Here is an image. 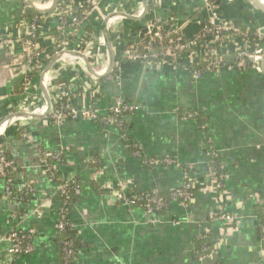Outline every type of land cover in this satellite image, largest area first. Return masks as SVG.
<instances>
[{
    "label": "crops",
    "instance_id": "1",
    "mask_svg": "<svg viewBox=\"0 0 264 264\" xmlns=\"http://www.w3.org/2000/svg\"><path fill=\"white\" fill-rule=\"evenodd\" d=\"M33 1L44 9L51 0ZM85 2L72 0V10L79 12ZM118 3L124 5L106 16L117 14L109 37L114 56L117 45L121 58L130 44L144 38L141 33L149 17L156 16L165 23L169 39L178 35L192 38L204 28L209 12L203 0H159L154 14L144 19L126 17L136 16L132 7L136 9L144 0H106L102 8ZM213 3L215 9L240 25L264 28V12L247 0ZM28 10L24 0H0V42L25 34L23 18ZM45 17L38 45L47 54L43 64L62 47L67 31L75 35L71 28L60 30L56 17ZM92 19L76 38L93 30ZM93 24L92 33L103 35V24L97 16ZM78 39L72 42L71 38L68 47H78ZM259 39L264 43V38ZM106 49L103 47V53ZM120 67L121 72L117 69L93 80L80 58L61 57L48 73L55 90L54 83L72 80V91L65 98L70 105L95 104L101 114L108 112L116 97L135 105V112L125 116L131 140L139 142L147 156L171 157L178 164L148 167L127 147L118 127L88 119L55 123L50 118H25L3 125L0 142L16 161V184L33 185L37 196L30 204L11 201L0 182V264H61L55 230L58 188L73 178L81 184V191L69 205L71 220L77 225L75 264H264V222L257 218L261 207L256 200L264 197V74L246 66L206 73L195 81L187 68L164 62L142 64L124 58ZM27 70L20 61L4 60L0 50V120L20 110L21 104L46 101L40 72L32 75L38 76L37 100L23 102L28 96L27 86L22 95L14 93L13 79L27 76ZM43 83L46 93L51 94L49 84L45 80ZM191 111L201 114L205 128L198 121L183 119L181 112ZM21 124L26 125L39 147L61 151L54 168L56 177L52 178L36 148L23 139ZM208 145L217 149L220 163L226 164L223 187L218 186ZM188 171L195 179V201L186 208L171 204L157 224L147 221L141 206L131 208L111 192L123 183L133 191L165 194L181 185ZM222 214L235 218L215 221ZM12 226L33 233L31 255L10 254ZM199 234L215 247L213 255L203 262L198 261L201 253L195 245Z\"/></svg>",
    "mask_w": 264,
    "mask_h": 264
},
{
    "label": "built area",
    "instance_id": "2",
    "mask_svg": "<svg viewBox=\"0 0 264 264\" xmlns=\"http://www.w3.org/2000/svg\"><path fill=\"white\" fill-rule=\"evenodd\" d=\"M203 1L209 10L208 19L204 28L194 37L184 38L178 35L174 39H169L165 23L159 20L156 16L149 17L145 25L147 33L144 35V38L146 36V39H141L142 41L139 40L130 44L123 51L122 58L114 72H116L117 69L121 72V60L125 58L130 61L141 62L142 64L164 62L171 67L183 66L187 68L189 74L195 81L200 80L206 73L242 69L246 66H253V68L259 73H262V61L258 62L257 58L263 57L264 55V43L256 41L255 37L258 36L260 38L261 30L263 28L253 29L248 25H240L234 19L226 17L219 10L215 9L213 0ZM158 3L159 0H157V4ZM71 5L72 0H58L56 8L53 10L57 12L58 28L60 30H70L69 28H71L75 32H78L93 18L95 14H99L103 9L102 0H86L83 8H81L78 14H72L77 11H73ZM28 9L30 8L28 7ZM154 12L152 14H154ZM44 15L46 14H42V17L40 18L35 17L30 24H28L25 18H23V21L27 26L25 34L21 38L15 40L0 42V50L7 48V56L11 60L20 61L21 63H23L21 59L22 57L16 55L14 45L15 42L21 41L25 46L24 52L27 53V57L29 58V64L23 63L28 69L26 72H29L27 74L25 87L28 86L31 73L34 70L40 72L43 65L40 64V68H33V63L38 60L37 56H39L40 53H43L42 50H37L40 48L38 46L39 44L34 45L33 41L40 32L41 27L38 22L43 19ZM256 45L259 47L258 49H256ZM61 48H65V46H62ZM81 48L91 52L89 48ZM225 56H233L234 62L225 61ZM67 57H73V59L79 58L76 56H64L62 58ZM93 59L92 63L94 61ZM194 59L195 61H193ZM88 72L90 73V71ZM118 75V78H121L122 73H119ZM90 77L93 80H97L92 74ZM64 83L65 82L57 86L58 90L56 88L57 100L47 118L52 119L55 123L82 118L107 125H114L120 130L121 137L125 141L127 147L135 156H138L146 166L156 167L160 165L170 166L178 164V161L171 157L147 156L144 152L143 146L139 142L131 140L126 127L125 116L135 112V105L126 103L121 97H116L113 100V103L109 106L106 114H101L100 109L95 104L85 107L73 106L65 100L72 91V85L69 84L68 86H65ZM27 98L29 97H26L23 102L28 101ZM18 111L22 110L20 109ZM200 115L201 114L197 111L181 112L183 119L198 121V124H200L202 128H205L206 125L201 120L202 118ZM24 126L26 125L21 124L23 139L28 142L29 146L36 148L47 169L52 172V178L56 177L54 174V168L57 161H60L61 151L45 150L39 147L28 128ZM207 148H210L211 150L210 154L213 158L212 168L219 177L218 186L223 187L225 178H227L226 164L224 162H222V164L220 163L221 161H219L218 157L220 156V153L217 149H212V146L210 145H208ZM98 162V160L95 161V164H98ZM100 170L102 169L98 168V171ZM16 172L17 164L14 157L0 142V182L3 184L4 195L11 201L24 203V198L20 195L17 196L15 192L27 193L32 197H36L37 191L31 184H25L18 187L15 181ZM115 188L113 187L111 192L114 194L117 201H120L131 208L141 206L148 216L147 221L152 224L161 222V214L164 210L169 208L171 204H179L186 208L195 201L196 197L195 179L191 176L189 171L185 172L184 182L173 188L167 196L161 195L155 190L133 191L129 189L128 185L126 186L123 183H118V186ZM80 191L81 184L78 179L74 178L72 180L63 181L58 188L60 199L58 201V217L55 222V230L58 236L61 235L67 227L72 229L77 227V225L71 220L69 205ZM256 200L261 207V214L257 216V218H260L262 222H264V197H258ZM12 216L14 220L17 218L16 213ZM234 218L235 217L232 214H222L217 215L215 221L230 222L233 221ZM9 236L11 241V247L9 249L10 254L13 256H28L32 254L34 251V245L33 233L31 231L12 226ZM201 236H204V234L198 235V237ZM61 244L63 246L64 263L75 264L78 256V248L75 240L71 237L62 240ZM214 249L215 247L213 246L204 247L198 261L203 262L205 259L211 257L214 253Z\"/></svg>",
    "mask_w": 264,
    "mask_h": 264
},
{
    "label": "water",
    "instance_id": "3",
    "mask_svg": "<svg viewBox=\"0 0 264 264\" xmlns=\"http://www.w3.org/2000/svg\"><path fill=\"white\" fill-rule=\"evenodd\" d=\"M105 1L106 0H102V3H104ZM223 1L227 2V0H223ZM247 1L250 2L256 9L264 12L263 4L255 0H247ZM24 2L30 9H34L38 11L40 14H47L56 8L58 0H51L49 6L44 9L37 7L33 0H24ZM123 5H124L123 3H118V4H113L111 6H107L106 8H103L99 14H95V16H97V18L101 21V23L104 26H107L110 28V30H113V26L106 19V14L111 12L112 10L122 7ZM156 5H157V0H151V4L149 6H145L144 4L138 3L137 8L135 9L132 7V9L135 10L136 17L144 19V18L149 17L154 12ZM128 6L131 7L133 5L129 4ZM146 33H147V28L144 27L141 33V37L143 38ZM260 36L262 39L264 38V28L261 30ZM115 48H116V56L114 58V61L103 73L97 72L95 68H93L92 66V59L96 55V53H93V52L91 53L81 47H76V48L65 47V48H61L53 52L49 56V58L46 60L45 64L42 65V68L40 69L41 81L45 80L49 84L51 92H52V100H51L48 110L43 113H39L35 111H17L15 113H12V114H9L3 117L0 120V136L2 135V131L4 130L3 125L8 120H13V119L17 120L26 115L32 116L36 120H43L49 116V113L51 112V110L53 109L56 103L57 93H56V90L54 89V86L52 84L48 71H49L50 65L53 63V61L56 58L64 57V56L86 57L89 61L88 63H89L90 73L92 74L93 77L100 79V78H104L112 74L115 71L116 67L118 66V63L121 59V53L117 45L115 46ZM261 70H262V73L264 74V55H263V60L261 62Z\"/></svg>",
    "mask_w": 264,
    "mask_h": 264
},
{
    "label": "trees",
    "instance_id": "4",
    "mask_svg": "<svg viewBox=\"0 0 264 264\" xmlns=\"http://www.w3.org/2000/svg\"><path fill=\"white\" fill-rule=\"evenodd\" d=\"M35 17H42V14H40L38 11L34 10V9H31V10H28L25 12L24 14V18L26 20V22L28 24H30L33 19ZM39 26L42 25V19L39 20ZM24 38H27V37H24ZM146 39V36L144 39L142 40H145ZM141 40V41H142ZM255 40L256 41H260L259 37L256 36L255 37ZM41 42V37H40V32L38 33L37 37L34 39L33 41V44L36 45V44H40ZM14 48H15V53L17 56H21L22 58V62L24 64H29V58L27 57V53L24 52V48L25 46L22 44L21 41H18V42H15V45H14ZM38 51L42 50L41 48L37 49ZM7 48L6 49H1V53L3 55V59L5 60L6 58L10 59L8 56H7ZM224 60L225 61H228V62H234V57L233 56H225L224 57ZM37 73L36 70H34L30 76L32 75H35ZM26 80H27V76L26 75H19L18 77L14 78L13 79V87H14V93L16 94H20L22 95L24 92H25V83H26ZM15 194L17 196H22L24 198V203L25 204H30L32 202V200L34 199V197H32L30 194H27V193H18V192H15ZM169 194L168 193H165V194H161V195H164V196H167ZM76 233H75V230L70 228V227H67L65 229V231L63 233H61V235L58 236V243H59V249H60V257H61V264H65L64 261H63V246L61 244V241L64 240V239H68V238H73L76 242V245L78 247V241H77V238L75 237ZM195 245H196V250L199 252V253H202L203 252V249L204 247H212V244L208 241V238H206L205 236H201V237H198L197 236V240H195ZM217 264H222V263H217Z\"/></svg>",
    "mask_w": 264,
    "mask_h": 264
},
{
    "label": "bare ground",
    "instance_id": "5",
    "mask_svg": "<svg viewBox=\"0 0 264 264\" xmlns=\"http://www.w3.org/2000/svg\"><path fill=\"white\" fill-rule=\"evenodd\" d=\"M255 1H257V2H259V3L264 5V0H255ZM148 3H149V0H144V5L145 6H148L149 5ZM41 6H43V5H41ZM115 15H117V14H111V15L106 16L107 21L112 26H114V24L117 21V19L113 20ZM126 17L133 18V19L136 18L137 19L136 16H131V15L130 16L127 15ZM102 29H103V35H101L99 37L96 36L95 39L93 40V42H91L92 46L90 48L91 52L97 53L96 56L93 59L94 61L92 63V66H93V68H95L100 73L104 72L112 64V62L114 61V58H115V56L113 54V51H112L111 43H110V37H109L110 28L103 25ZM106 46H107L108 50L106 49L105 52L103 53V51H104L103 47H106ZM59 58H61V57H59ZM59 58H56L53 61V63L55 61H57ZM79 58L83 61V63L86 64V66L89 69V63H88L89 61H88V59L86 57H79ZM257 60H258V62L262 61L263 57H259V58H257ZM52 64L50 65L49 70L52 67ZM54 84H55V86H56V88L58 90L57 86H59L60 83H54ZM40 86H41V88L43 90V94L46 97V101L42 100L41 104H35V103H33V104L32 103H30V104H21L20 109L22 111L23 110H31V111H36V112L42 113V112H45L48 109V106L50 105L51 100H52V92H51V94L49 92V95L46 93V87H45V84L43 83V80L41 81ZM25 118L33 119L32 116L26 115V116L21 117L18 120L23 121V120H25ZM13 121H14V119L6 121L4 123V126H6V124H8L10 122H13ZM4 126H3V128H4Z\"/></svg>",
    "mask_w": 264,
    "mask_h": 264
},
{
    "label": "rangeland",
    "instance_id": "6",
    "mask_svg": "<svg viewBox=\"0 0 264 264\" xmlns=\"http://www.w3.org/2000/svg\"><path fill=\"white\" fill-rule=\"evenodd\" d=\"M72 14H78V12H73ZM46 17L45 18H47V17H50V16H52V17H56V18H58L57 17V12L56 11H53L52 13H49V14H46L45 15ZM95 16V15H94ZM94 16H93V19H94ZM93 19H92V21H91V26L93 27V30H91V32H88V34H85V36L83 37V38H81V39H78V38H76V36L79 34L77 31L75 32V35L73 36L72 35V33H70L69 31H67V36H66V39L64 40V44L62 45V46H68V45H70L69 43H70V40H71V38H72V42L73 41H75V39H78V41L77 42H79V44H78V47H84V48H91V42H93V40L95 39V37L97 36V37H99V36H101L102 34H99L97 31H95V33L93 34L92 32L94 31V24H93ZM93 36V37H92ZM75 38V39H74ZM96 43V42H95ZM257 46V45H256ZM259 47L257 46V48L256 49H258ZM47 56V54L46 53H40V55L39 56H37V59L38 60H36V62H34L33 63V68H40V64L42 65L43 64V62H44V57H46ZM75 62H76V60H74ZM74 62V63H75ZM77 63V62H76ZM37 66V67H36ZM73 66H77V64H73ZM80 68V67H79ZM83 68H80V70H82ZM82 72H85L86 74H87V72H86V70H82ZM38 75H39V72H38ZM36 77V76H35ZM37 78H38V76L36 77V78H34V76H31L30 77V80H29V82H28V86L26 87L27 89H26V92L28 93V96H26V97H29V98H27V100H28V102L30 103V102H32V101H34V100H37L38 99V94H37V92H38V89H39V85H38V83H37ZM72 80H68V81H65V83H64V85L65 86H68L69 84H70V82H71ZM61 85V84H60ZM64 87V86H63ZM21 101V100H20ZM15 124H17V123H15Z\"/></svg>",
    "mask_w": 264,
    "mask_h": 264
}]
</instances>
